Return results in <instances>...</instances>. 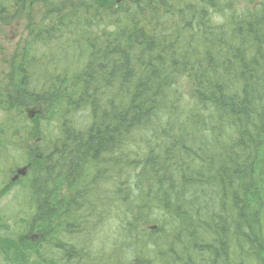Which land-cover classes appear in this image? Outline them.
<instances>
[{
	"label": "trees",
	"instance_id": "16d2710c",
	"mask_svg": "<svg viewBox=\"0 0 264 264\" xmlns=\"http://www.w3.org/2000/svg\"><path fill=\"white\" fill-rule=\"evenodd\" d=\"M30 2L0 0L7 29ZM37 4L42 17L9 58L0 30L1 138L27 134L31 121H58L36 193L33 232L46 242L28 252L45 257L52 244L57 264L82 262L84 250L56 235L88 227L93 213L96 194L72 179L95 186L115 175L118 253L128 264H264V6L243 17L234 0ZM246 17L252 22H240ZM82 114L90 124L78 129ZM138 144L150 149L132 153ZM64 183L69 192L58 200Z\"/></svg>",
	"mask_w": 264,
	"mask_h": 264
},
{
	"label": "rangeland",
	"instance_id": "374dc122",
	"mask_svg": "<svg viewBox=\"0 0 264 264\" xmlns=\"http://www.w3.org/2000/svg\"><path fill=\"white\" fill-rule=\"evenodd\" d=\"M3 1L9 2L11 0ZM234 1L237 6V13L243 17L248 14L249 16L250 14L257 16L264 6V0ZM28 5H30L29 8H27ZM42 11L41 6L38 4L36 5V0H32V2L28 3L23 8L20 17L12 24L13 27L8 29L7 26L10 24L11 19L6 18L5 15L1 14L0 18H4V20L0 21V30H6L5 33L9 37V42L6 41L5 43L8 58L13 55L15 51L19 49L22 42L25 41L27 26L33 24L36 25V22H38L39 18L43 15ZM250 19L251 18L246 17L245 19L240 20V22L243 21L242 23L246 24L247 22H252ZM56 50L59 53V65L62 67L65 65L69 66L70 59H65L67 56L66 50ZM53 61L57 65L56 59ZM75 66H78V63H76ZM54 117H56V114ZM40 123L41 127H38L34 126L31 121L30 130L27 134H25L24 131H21L18 134L12 133L7 137H10L8 140H4L0 136V145H2L0 148V247L3 248V250L0 249V264H57L59 261L57 260V263L55 262L58 258L56 254L57 247H54L52 244H48L49 246L46 245L48 251H46L45 257L41 256L42 253H39V255L36 256V254H30L28 252L31 250L30 248H34L36 245L41 248L46 242L43 238L39 241H32L28 236L31 237L38 234L33 232V228L37 225L40 219L37 216V213L39 212L38 209L40 208V205H38V196H35L34 193L40 191L44 183V171H42L41 168L42 164L40 159L42 158H40V155H45L54 148L52 142H54L58 136L57 118L54 120L53 118H50V121L43 119ZM76 124L79 127H77L78 129H84L90 124V119L86 115H78ZM19 131L20 130L17 132ZM209 134L208 131L206 135ZM11 136L14 138L11 139ZM46 136H49V139L44 140L43 138ZM132 141L133 140H131L130 143H132ZM129 148L132 153H134V151L137 153H143L144 149H146V151L150 149L142 148L139 144L137 146H130ZM144 157L145 155H142V160ZM137 165L138 164H134L129 173L130 179L133 182H135V176H138L137 173L139 172V169L136 170ZM24 166H29V170L27 169V175L19 177L16 180L13 177L14 174L18 169H21ZM114 176L115 175L111 177V175H108L103 181H100V183L95 186H93L91 180L88 184L89 180L79 178L72 179L73 185L78 187L79 189H77L81 193L96 194L93 213L89 217L87 215L88 227L84 224L81 226V229L71 230L68 234L67 228L63 226L66 232L56 234L57 236H60L66 244L72 243L73 245L78 246L79 252L84 250V260L82 262L76 261L77 264H118V257L115 252L122 251L123 246L120 245V243L123 239L119 237L118 230L119 223L117 218L120 212L118 209L113 208V201L116 199L114 190L116 189L110 180H112ZM66 185H68V183H64V190L56 195V199L62 200L64 195L67 196L69 191ZM91 188L92 191L95 192H91ZM112 190L113 197H115L113 200ZM106 197H108L107 201H105ZM143 198L144 197H142V199ZM139 202H141V200L137 201L136 204H139ZM67 208H69V206L63 207L65 211ZM103 218L105 219V226H103L104 222L101 224ZM63 219L68 218L64 215L56 221H61ZM65 222L68 221L65 220ZM43 223L46 224L45 221H43ZM56 225L62 224L61 222H57ZM153 226V222L150 221L147 228L151 229ZM143 235L146 239L147 234L143 233ZM131 236H135V234H131ZM142 237L143 236H141V238L136 237L130 239V241L137 244L144 240ZM78 239H82L83 242L77 241ZM7 242L12 245L10 249L4 248L3 246L4 243ZM32 243L35 244L32 245ZM50 251L54 252L50 253ZM121 261L123 264H128L129 258L127 256L122 257Z\"/></svg>",
	"mask_w": 264,
	"mask_h": 264
},
{
	"label": "bare ground",
	"instance_id": "6f19581e",
	"mask_svg": "<svg viewBox=\"0 0 264 264\" xmlns=\"http://www.w3.org/2000/svg\"><path fill=\"white\" fill-rule=\"evenodd\" d=\"M178 179V178H177ZM181 186V185H180ZM236 190V189H235ZM83 191H85V190H83ZM100 193V192H99ZM239 196V195H238ZM167 199V198H166ZM237 199H238V197H237ZM167 203V202H166ZM166 207V206H165ZM169 208V207H168ZM227 209V208H226ZM231 211V210H230ZM227 227V226H226ZM165 230V229H164ZM155 231V230H154ZM166 231V230H165ZM121 232V231H120ZM124 232V231H123ZM218 235V234H217ZM51 238V237H50ZM220 240V239H219ZM58 241V240H57ZM182 241V240H181ZM216 241V240H215ZM75 242V241H74ZM87 242V241H86ZM62 244V243H61ZM71 244V243H70ZM210 245V244H209ZM216 245V244H215ZM204 246V245H203ZM81 248V247H80ZM77 249V248H76ZM82 249V248H81ZM118 250V249H117ZM164 250V249H163ZM171 250V249H170ZM85 253V252H84ZM73 254V253H72ZM164 254V253H163ZM76 256H77V254H76ZM208 256V255H207ZM95 257V256H94ZM110 257V256H109ZM81 258V257H80ZM173 258V257H172ZM110 259V258H109ZM87 260V259H86ZM181 260H182V258H181ZM202 260H203V258H202Z\"/></svg>",
	"mask_w": 264,
	"mask_h": 264
},
{
	"label": "water",
	"instance_id": "95a60500",
	"mask_svg": "<svg viewBox=\"0 0 264 264\" xmlns=\"http://www.w3.org/2000/svg\"><path fill=\"white\" fill-rule=\"evenodd\" d=\"M19 173H20V174H23V173H24V171H19Z\"/></svg>",
	"mask_w": 264,
	"mask_h": 264
}]
</instances>
